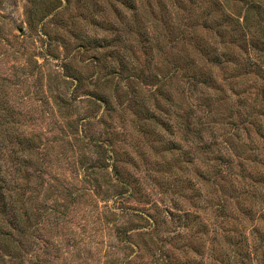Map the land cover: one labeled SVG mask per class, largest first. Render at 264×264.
I'll return each mask as SVG.
<instances>
[{
  "label": "rangeland",
  "instance_id": "1",
  "mask_svg": "<svg viewBox=\"0 0 264 264\" xmlns=\"http://www.w3.org/2000/svg\"><path fill=\"white\" fill-rule=\"evenodd\" d=\"M227 46L232 77L209 61ZM188 110L213 153L182 129ZM253 185L264 193V0H0V264H264Z\"/></svg>",
  "mask_w": 264,
  "mask_h": 264
},
{
  "label": "trees",
  "instance_id": "2",
  "mask_svg": "<svg viewBox=\"0 0 264 264\" xmlns=\"http://www.w3.org/2000/svg\"><path fill=\"white\" fill-rule=\"evenodd\" d=\"M248 5H250L251 6V3L249 2L248 3ZM247 26V25H246ZM246 28V27H245ZM249 28H247V31L249 32ZM240 31V25L237 23V26H236V29H235V32L233 33V37H235L236 36V34L238 33ZM243 39V42H244V44L243 45H245L246 46V52H247V55H246V57H247V69H251V67H252V61H251V54H250V52H251V50H253L254 49V47H256V42H254V40L253 41H251L250 39L249 40H246L245 38H242ZM209 54H211L210 56H209V61L211 62V63H215V64H227V62H229V61H235V62H237L238 61V59H239V56H236V53H235V48L233 47V46H227V47H224V49L223 50H221V53H219V52H213V53H211V52H209ZM231 58H233V59H231ZM225 61V62H224ZM176 68H178V69H180V67H178L177 65L175 66ZM224 68L226 69V77H228V76H233V75H237V72L239 71V69H238V67L236 66V65H233V64H227V65H225L224 66ZM186 74H188V73H186ZM189 77V79L192 81V82H195V84L198 86L199 84L201 85V86H203V85H214V84H209V83H207V82H217V80H216V76L215 75H212V74H209V76H203L201 73H199L198 71L197 72H195L194 74H192V75H189L188 76ZM104 102H108V100L106 99V98H103L102 99ZM141 112L143 113H145V117H151V118H154V119H156V120H158V122H162V123H165L166 121H164L163 120V118L161 117V115L160 116H158V115H155L154 114V112H153V110L151 109V108H149L146 104L145 105H143V107H142V110H141ZM192 115H193V112H189V110L188 111H185V112H183V114H178V117H179V119H183V118H187L186 120H187V123H184L183 124V130H185V132L186 133H189V137H192V140H194V141H196V142H204V145H203V147L201 146L200 148L201 149H204V151H206V149L205 148H208V150H207V152L208 153H213V151L210 149L211 148V146L210 145H207V142L204 140V131H203V129L199 126H195L194 124V121H193V123H192V120H193V117H192ZM183 117V118H182ZM202 122V121H201ZM204 125V124H203ZM207 145V146H206ZM206 146V147H205ZM174 147H176V144H174ZM176 148H178V147H176ZM111 155V154H110ZM112 156V155H111ZM114 157V160H113V164H112V166H113V169H114V172H115V175H116V177L120 180V182L121 183H123L124 184V186H125V188L127 189V190H129L130 191V193L129 194H131V193H133V189L131 188V186H129V181H127V180H125L124 178H123V176H122V174H121V172H120V170H119V168H118V163H117V160H116V158H115V156H113ZM112 157V158H113ZM196 157H198V154L197 153H195L193 156H192V158H191V161H193ZM223 170V169H222ZM260 179H261V177L260 176H258V182H260ZM261 183V182H260ZM252 191V190H251ZM125 192H120V193H118L119 195H121V194H124ZM249 194H252V197H253V199H254V202H258V203H260L259 201H264V193H263V190L261 189V188H259L258 186H254L253 185V192H249ZM258 200V201H257ZM262 203H264V202H262ZM259 205H262V204H259ZM262 207V206H261ZM156 208H158V209H155V211L157 212H159V210H160V208L158 207V205H156ZM252 207L250 208V210H248V212H252ZM164 211H166V212H171V214L172 215H174V213L170 210V209H168V207H167V210H165V209H161V212H160V214H153V213H150V215H148L147 217H146V219H147V225H148V227H147V233H150V234H152V236H153V234H155V232H157V230L159 229V225H160V219L161 218H163L164 217V213H162V212H164ZM263 211V210H262ZM163 216V217H162ZM185 218V221H184V223L186 222V224L188 223V221L190 220V218H192V221H193V223L195 224V225H198L199 227H204L205 228V230H206V225H205V223H204V221H202L201 219H200V216L198 215V214H195V213H191V212H189V211H186V212H182V214L181 215H179L178 216V220L179 219H181V218ZM164 219V218H163ZM150 229V230H149ZM258 233H259V236H261V239H260V241L258 242V241H256L255 243H254V245L252 246V250H251V253L254 255V254H262V251H263V249H264V233L263 232H260V231H258ZM215 239V238H214ZM230 239V238H229ZM242 240L247 244V246H248V236H246V235H243V238H242ZM195 245V244H194ZM189 246H191V245H189ZM192 247V250L193 251H195L197 248H193V246H191ZM215 245H212L211 247H210V250H209V252H210V254H211V256H212V258H213V256L215 255ZM199 250H197L196 252H197V254L198 255H201L202 256V253H200V252H198ZM197 257H199V259H201V260H199L198 262H199V264H205V262H206V258H203V256L202 257H200V256H197ZM211 258V259H212ZM247 261L248 262H246V264H253V257H251L249 254H248V257H247ZM201 262V263H200ZM166 264H197V262H196V260H193V258L191 257V256H187V257H185L184 259L183 258H181L180 256H177V255H172V257L170 256V258L168 259V261L166 262ZM208 264H210V262L208 263Z\"/></svg>",
  "mask_w": 264,
  "mask_h": 264
}]
</instances>
